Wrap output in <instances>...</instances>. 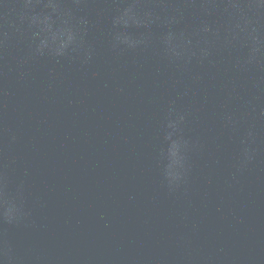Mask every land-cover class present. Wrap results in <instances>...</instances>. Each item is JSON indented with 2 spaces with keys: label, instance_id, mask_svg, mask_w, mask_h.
<instances>
[{
  "label": "water",
  "instance_id": "95a60500",
  "mask_svg": "<svg viewBox=\"0 0 264 264\" xmlns=\"http://www.w3.org/2000/svg\"><path fill=\"white\" fill-rule=\"evenodd\" d=\"M192 3L0 0V188L28 213L0 240L18 264H264V70L220 43L201 61L202 22L225 15Z\"/></svg>",
  "mask_w": 264,
  "mask_h": 264
},
{
  "label": "clouds",
  "instance_id": "9594fccd",
  "mask_svg": "<svg viewBox=\"0 0 264 264\" xmlns=\"http://www.w3.org/2000/svg\"><path fill=\"white\" fill-rule=\"evenodd\" d=\"M192 7H199L204 15H213L217 11L225 15L223 25L210 27L206 22H202L199 33L205 36H210L211 40H205V48L199 53L201 61L209 58L208 50L210 44L220 43L227 48H238L242 55L236 58L234 67L241 72L250 70H264V30L259 27V20L264 17V0H202V3L196 5L190 4ZM134 7V6H132ZM129 7V10L132 8ZM124 15H128L126 10ZM35 20V18H33ZM35 38V36H34ZM172 39V34L169 33L166 37V42ZM115 40L118 44H127V39H121L116 36ZM46 38L40 39L36 46V53L43 54V50L49 48V42H45ZM56 44L53 38L50 41ZM170 54L179 59V54L173 50H169ZM55 56H60L63 51L58 47L53 51ZM260 81L257 82L259 86ZM255 111V109H253ZM260 117H264V110L259 113ZM226 119L231 123L232 116H226ZM183 120V117H181ZM171 127V125H169ZM252 132L249 131L245 139L241 141V159L240 166L243 167L250 163L254 158L255 152L250 148ZM172 157V163L168 166L165 172L164 180L170 192L176 191L181 184L186 182V173L173 170V166L182 168L183 166L176 159L177 145L173 144L169 151ZM28 213L24 208L22 198H9L0 188V222L8 225H17L24 221ZM0 264H18L17 257L13 248L5 240H0Z\"/></svg>",
  "mask_w": 264,
  "mask_h": 264
}]
</instances>
